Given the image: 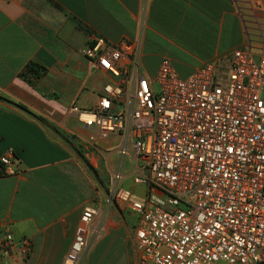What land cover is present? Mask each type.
I'll use <instances>...</instances> for the list:
<instances>
[{
  "label": "crops",
  "instance_id": "1",
  "mask_svg": "<svg viewBox=\"0 0 264 264\" xmlns=\"http://www.w3.org/2000/svg\"><path fill=\"white\" fill-rule=\"evenodd\" d=\"M138 12L139 0H0V154L15 159V173L0 176V231L13 243L0 249V264H61L84 206L98 211L100 230L79 264H139L138 214L109 202L111 184L102 179L117 171L111 154L119 155L120 138L88 144V131L67 112L94 106L109 81L82 56L88 40H131L144 74L153 76L166 56L180 78L206 61L224 66L247 37L253 51L264 42L260 0H149L141 27ZM29 61L41 70L33 85L18 76ZM125 189L143 200L145 186ZM22 238L30 241L26 256Z\"/></svg>",
  "mask_w": 264,
  "mask_h": 264
},
{
  "label": "built area",
  "instance_id": "2",
  "mask_svg": "<svg viewBox=\"0 0 264 264\" xmlns=\"http://www.w3.org/2000/svg\"><path fill=\"white\" fill-rule=\"evenodd\" d=\"M264 10V0H260ZM149 0H139L143 25ZM264 42L232 49L180 78L162 56L153 76L139 67V48L120 38L93 36L83 57L109 76L94 106L71 104L67 112L92 144L116 134L121 159L131 152L133 183L145 186L141 201L118 185L109 202L138 214L133 229L139 264H254L264 260ZM156 83L157 91L153 89ZM11 153L0 154V176L15 173ZM84 206L61 264H79L100 230V216ZM12 237L0 231V249ZM22 256L30 241L17 243Z\"/></svg>",
  "mask_w": 264,
  "mask_h": 264
},
{
  "label": "rangeland",
  "instance_id": "3",
  "mask_svg": "<svg viewBox=\"0 0 264 264\" xmlns=\"http://www.w3.org/2000/svg\"><path fill=\"white\" fill-rule=\"evenodd\" d=\"M153 89L155 91H157V85L156 83L153 84ZM131 152L126 153L123 156V159L120 160V156L112 153L111 156L114 159L115 162V169L122 175V179L120 181V186L125 187V188H130L132 186V184H135L136 186H144L142 184H136V183H132L131 180V169L133 166V160H132V156H131ZM105 169V168H103ZM106 172V169H105ZM102 179L105 183H110L112 185L113 181L112 180H108V174L107 173H102ZM139 191V190H138ZM141 191V189H140Z\"/></svg>",
  "mask_w": 264,
  "mask_h": 264
},
{
  "label": "trees",
  "instance_id": "4",
  "mask_svg": "<svg viewBox=\"0 0 264 264\" xmlns=\"http://www.w3.org/2000/svg\"><path fill=\"white\" fill-rule=\"evenodd\" d=\"M41 73L40 68L33 62L29 61L25 66L18 72V76L33 85V80H36Z\"/></svg>",
  "mask_w": 264,
  "mask_h": 264
},
{
  "label": "water",
  "instance_id": "5",
  "mask_svg": "<svg viewBox=\"0 0 264 264\" xmlns=\"http://www.w3.org/2000/svg\"><path fill=\"white\" fill-rule=\"evenodd\" d=\"M254 264H264V260L259 261V262H256V263H254Z\"/></svg>",
  "mask_w": 264,
  "mask_h": 264
}]
</instances>
